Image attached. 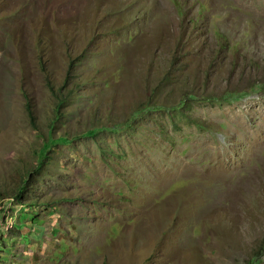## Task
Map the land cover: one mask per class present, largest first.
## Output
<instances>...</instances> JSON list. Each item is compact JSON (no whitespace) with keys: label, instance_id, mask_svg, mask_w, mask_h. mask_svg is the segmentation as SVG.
Instances as JSON below:
<instances>
[{"label":"rangeland","instance_id":"374dc122","mask_svg":"<svg viewBox=\"0 0 264 264\" xmlns=\"http://www.w3.org/2000/svg\"><path fill=\"white\" fill-rule=\"evenodd\" d=\"M8 221L0 264H264V0H0Z\"/></svg>","mask_w":264,"mask_h":264},{"label":"trees","instance_id":"16d2710c","mask_svg":"<svg viewBox=\"0 0 264 264\" xmlns=\"http://www.w3.org/2000/svg\"><path fill=\"white\" fill-rule=\"evenodd\" d=\"M97 131H98L97 129L96 130H93V129L88 130V132H90V134H93V133L95 134ZM66 141L67 140L65 137H60L59 139H57V142H59V143L66 142ZM52 143H54V140L52 139V137H50L46 142H44L43 147H42L43 151L50 149ZM15 194H17V193L14 192L11 196L13 197V196H15ZM18 194L21 195L20 192H18ZM10 199H12V198H10ZM0 241H1L0 244L3 248L6 245V243L4 242V238H0Z\"/></svg>","mask_w":264,"mask_h":264},{"label":"built area","instance_id":"2783aa9c","mask_svg":"<svg viewBox=\"0 0 264 264\" xmlns=\"http://www.w3.org/2000/svg\"><path fill=\"white\" fill-rule=\"evenodd\" d=\"M13 228L15 229V223L13 221H8L4 226H0V232L2 230L9 231ZM0 238H4V234L0 235Z\"/></svg>","mask_w":264,"mask_h":264}]
</instances>
